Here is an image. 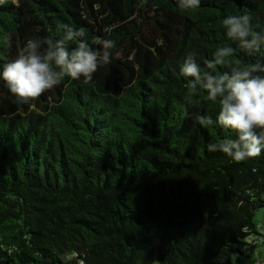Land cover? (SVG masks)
Listing matches in <instances>:
<instances>
[{
  "label": "trees",
  "instance_id": "trees-1",
  "mask_svg": "<svg viewBox=\"0 0 264 264\" xmlns=\"http://www.w3.org/2000/svg\"><path fill=\"white\" fill-rule=\"evenodd\" d=\"M260 211L264 0H0V264H238Z\"/></svg>",
  "mask_w": 264,
  "mask_h": 264
},
{
  "label": "rangeland",
  "instance_id": "rangeland-1",
  "mask_svg": "<svg viewBox=\"0 0 264 264\" xmlns=\"http://www.w3.org/2000/svg\"><path fill=\"white\" fill-rule=\"evenodd\" d=\"M257 220L259 221L260 226L264 228V213H263V211H260L257 214ZM236 247L237 246H234V248H236ZM225 254L234 258L238 262V264H250L251 259L255 262H259L260 260L264 259V247L258 248L257 254L253 255L251 259H249L247 257L242 258V259H237L235 253H232L231 251H227V250H225ZM155 264H158V263H155Z\"/></svg>",
  "mask_w": 264,
  "mask_h": 264
},
{
  "label": "built area",
  "instance_id": "built-area-1",
  "mask_svg": "<svg viewBox=\"0 0 264 264\" xmlns=\"http://www.w3.org/2000/svg\"><path fill=\"white\" fill-rule=\"evenodd\" d=\"M259 243V241H254V244L257 245ZM243 251L245 252V250L243 249ZM241 255L238 253L237 257L239 258ZM250 264H264V260H260L259 262H255L253 260L250 261Z\"/></svg>",
  "mask_w": 264,
  "mask_h": 264
},
{
  "label": "crops",
  "instance_id": "crops-1",
  "mask_svg": "<svg viewBox=\"0 0 264 264\" xmlns=\"http://www.w3.org/2000/svg\"><path fill=\"white\" fill-rule=\"evenodd\" d=\"M257 254V253H256Z\"/></svg>",
  "mask_w": 264,
  "mask_h": 264
}]
</instances>
